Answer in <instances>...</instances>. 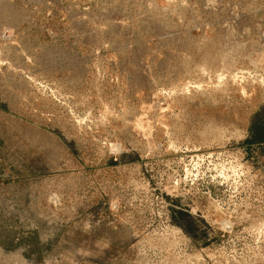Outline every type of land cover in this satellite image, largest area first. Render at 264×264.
I'll list each match as a JSON object with an SVG mask.
<instances>
[{
    "label": "rangeland",
    "instance_id": "rangeland-1",
    "mask_svg": "<svg viewBox=\"0 0 264 264\" xmlns=\"http://www.w3.org/2000/svg\"><path fill=\"white\" fill-rule=\"evenodd\" d=\"M263 51L264 0H0V264H264Z\"/></svg>",
    "mask_w": 264,
    "mask_h": 264
},
{
    "label": "bare ground",
    "instance_id": "bare-ground-1",
    "mask_svg": "<svg viewBox=\"0 0 264 264\" xmlns=\"http://www.w3.org/2000/svg\"><path fill=\"white\" fill-rule=\"evenodd\" d=\"M163 2V1H162ZM165 2V1H164ZM244 51V50H243ZM264 52V51H263ZM209 53V52H208ZM206 58V57H205Z\"/></svg>",
    "mask_w": 264,
    "mask_h": 264
}]
</instances>
